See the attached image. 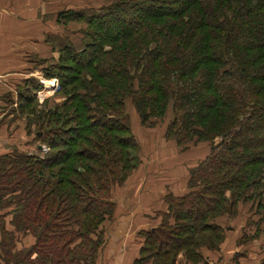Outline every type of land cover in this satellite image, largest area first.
Returning a JSON list of instances; mask_svg holds the SVG:
<instances>
[{
    "label": "trees",
    "instance_id": "obj_1",
    "mask_svg": "<svg viewBox=\"0 0 264 264\" xmlns=\"http://www.w3.org/2000/svg\"><path fill=\"white\" fill-rule=\"evenodd\" d=\"M57 22L86 29L43 68L57 99L37 105L35 79L17 87L25 129L49 150L0 155V264H98L113 188L139 164L129 102L143 126L170 112L165 139L183 152L210 149L188 192L167 194L161 223L139 232L134 264H202L230 236L219 219L242 203L263 219L264 0H104Z\"/></svg>",
    "mask_w": 264,
    "mask_h": 264
},
{
    "label": "crops",
    "instance_id": "obj_2",
    "mask_svg": "<svg viewBox=\"0 0 264 264\" xmlns=\"http://www.w3.org/2000/svg\"><path fill=\"white\" fill-rule=\"evenodd\" d=\"M55 5L50 0H0V101L6 92L17 97V87L40 74L33 68L40 58L32 61L29 56L56 60L58 48L50 51L55 57L45 56L48 44L34 45L33 40L47 36L63 37L65 34V25L57 22ZM52 13L50 20L49 15ZM44 79L47 78L44 76ZM137 137L142 160L123 185L113 188L116 212L113 221L105 225L108 238L98 264H134L144 242L139 232L155 228L161 223L162 214L168 208L166 195L187 193L190 168L196 166L210 151L208 145H203L199 149L183 152L176 143L165 139V131H160V136L155 134L151 137L154 141L148 139L143 144L141 136ZM229 237L232 243L233 238L231 235ZM24 242L23 245L19 244V249L34 243L31 237ZM254 256V259L249 256L241 258L239 262L245 264L252 259L255 264H259L258 254L250 257ZM263 259L264 253H260V260ZM179 262L192 264L182 258Z\"/></svg>",
    "mask_w": 264,
    "mask_h": 264
},
{
    "label": "rangeland",
    "instance_id": "obj_3",
    "mask_svg": "<svg viewBox=\"0 0 264 264\" xmlns=\"http://www.w3.org/2000/svg\"><path fill=\"white\" fill-rule=\"evenodd\" d=\"M53 1L55 5V13L58 16V13L60 10H67V8L71 7L74 10H82L84 8L89 7H96L99 8L104 2V0H50ZM69 8V9H71ZM59 11V12H58ZM53 16V13L49 15V19L51 20ZM85 28V25L81 23H71L69 25H65V35L69 36V39L71 41H75L76 38H74L72 35H70L72 32L79 33L80 31H83ZM82 33V32H81ZM74 38V39H73ZM34 45H42L43 43L48 44V52L45 54V56H53L52 53H50L51 49L54 48L55 50L59 49V46L62 42L63 44V38L62 36H47L45 38H34ZM78 43V42H75ZM55 46V47H54ZM58 48V49H57ZM59 51V50H58ZM30 60L35 61L38 58L40 60H37V64L33 66L34 69L39 71V75H36L32 77L31 79H35L36 81L41 82V78L44 79L45 73L43 71V68L50 66V64L57 62L59 58V54L55 58H45V57H37V56H29ZM46 66V67H44ZM38 77V78H37ZM46 78V77H45ZM48 81L58 80L57 78H47ZM27 82V81H26ZM26 82L19 85V91H25L27 90ZM52 86L56 87L59 83L56 81L55 83H50ZM54 84V85H53ZM44 86V85H42ZM32 88V85L30 86ZM60 90V86L57 87V89L54 92L47 91V95L43 96L44 93L39 94L42 92L40 89L38 92H36V103L39 106H44L45 101L52 102L54 98L57 97V93ZM46 93V92H45ZM41 96V98H39ZM58 98V97H57ZM56 98V99H57ZM19 100L17 97L9 95V93H4V95L1 97L0 101V155H3L5 153H13V152H21V151H27L31 153H36L37 148L43 147L38 146L37 142L33 141L34 136L29 135L26 128L27 120L26 115L27 112L22 113L19 109ZM129 102V108H127L129 116L133 119L134 124V134L135 136H141L140 141H142V144L145 143L146 140L149 139L150 142L154 141L153 138L155 134L157 136H160V131L164 132L166 131V128L169 123L172 122L173 117L171 116V113H167L162 118H157L153 120L152 125H146L143 126L141 124V121L138 117V115L134 112L133 107L130 106ZM41 108V107H39ZM137 116L134 118V115ZM150 136V138H149ZM138 141L139 138L137 137ZM174 143H177L175 140H170ZM193 143H190L191 148L189 150H195L199 149L201 146V143H196V145H193ZM187 145V146H189ZM210 145V144H209ZM186 147V146H185ZM40 150V149H39ZM47 148V152H48ZM141 150V148H140ZM140 150L138 153V163L140 164L142 160V156L140 155ZM41 152L45 153V151L40 150ZM46 152V153H47ZM45 153V154H46ZM138 164V166H139ZM137 166V168H138ZM135 168V169H137ZM135 171V170H134ZM129 178V177H128ZM127 178V179H128ZM126 179V180H127ZM126 180L122 184H115L116 185H123ZM114 186V187H115ZM241 207L238 210V213L234 218L231 217H223L219 219L218 224L221 225L228 234L233 238V242L230 243V237L228 236L225 243H223V246H221L219 251H209L205 250V255L208 259L205 258V261L202 264H232V261L234 264H241L239 260L241 258H255L250 257L251 255L258 254V262L259 264H264V259L260 260V253H264V217L263 219L260 216H255L254 211L251 208L250 204L242 203L240 205ZM5 212V211H4ZM2 212V213H4ZM255 232H259L257 240H253L252 236L255 234ZM246 235L244 241H242V244H240L241 237ZM208 253L210 256L208 257ZM231 254V256H230ZM209 260V261H208ZM229 260V261H228ZM99 263V261H98ZM245 264H255V260L249 261Z\"/></svg>",
    "mask_w": 264,
    "mask_h": 264
},
{
    "label": "built area",
    "instance_id": "obj_4",
    "mask_svg": "<svg viewBox=\"0 0 264 264\" xmlns=\"http://www.w3.org/2000/svg\"><path fill=\"white\" fill-rule=\"evenodd\" d=\"M56 81H58V80L48 81V79H46V80L42 79L41 83H42V85H44L43 86L44 91L40 92L39 94L44 93L43 96H45V92H47V91L54 92L57 89V87L61 86L60 84H58L56 87H54V86H52V84H50V83H55ZM58 83H59V81H58ZM39 98H41V96H39ZM43 151L47 152V148L43 147Z\"/></svg>",
    "mask_w": 264,
    "mask_h": 264
},
{
    "label": "water",
    "instance_id": "obj_5",
    "mask_svg": "<svg viewBox=\"0 0 264 264\" xmlns=\"http://www.w3.org/2000/svg\"><path fill=\"white\" fill-rule=\"evenodd\" d=\"M40 150H43V147H39Z\"/></svg>",
    "mask_w": 264,
    "mask_h": 264
}]
</instances>
